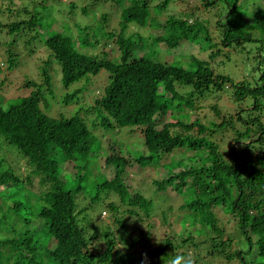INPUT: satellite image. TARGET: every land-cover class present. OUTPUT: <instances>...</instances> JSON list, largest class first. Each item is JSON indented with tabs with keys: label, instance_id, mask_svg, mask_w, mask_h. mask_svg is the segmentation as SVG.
<instances>
[{
	"label": "trees",
	"instance_id": "obj_1",
	"mask_svg": "<svg viewBox=\"0 0 264 264\" xmlns=\"http://www.w3.org/2000/svg\"><path fill=\"white\" fill-rule=\"evenodd\" d=\"M218 1L223 13L194 17L216 0H118L115 17L95 12L87 24L75 21L72 1L0 0V33L13 47L24 36L27 46L38 42L47 53L29 48L38 80L9 78L18 66L11 50L0 76V264H170L176 255L185 264H264V7L248 12L241 6L249 0ZM54 10L71 22L59 25ZM251 42L259 46L250 80L234 82L212 66L224 48L219 68ZM101 72L108 80L93 106L50 116L43 95L54 91L56 77L68 90ZM83 90L66 92L63 106ZM8 91L19 96L5 98ZM223 93L233 112L214 105L215 122L195 115L201 98ZM96 127L128 129L141 141V155L113 138L102 148ZM231 135L225 157L220 142ZM133 164L153 166L162 176L150 179L157 191L170 187L182 197L180 230L172 236L154 234L171 227L172 207L161 209L127 185Z\"/></svg>",
	"mask_w": 264,
	"mask_h": 264
},
{
	"label": "rangeland",
	"instance_id": "obj_2",
	"mask_svg": "<svg viewBox=\"0 0 264 264\" xmlns=\"http://www.w3.org/2000/svg\"><path fill=\"white\" fill-rule=\"evenodd\" d=\"M58 1L59 0H56V2ZM62 1L65 3H68L71 1L74 2L75 7H76L75 21L77 22L81 21L83 23L86 22L87 24L89 23L92 24L95 21L94 20L96 17L95 12H100V13L105 12V13H108L109 16L115 17L117 12L121 10V6H119L118 0H106L104 2L94 1V0H62ZM56 2H50V4L51 3L54 4L55 9H58L59 6H57ZM200 2L201 0H185V3L190 6H195ZM83 5H85L84 7H86L85 8L86 14L84 16L81 13H79L80 11L79 7ZM179 5H181V7H179L180 9L185 8L184 3L179 4ZM213 7L214 8H212L210 12L195 9L193 16L198 17L200 14L201 16H203L204 15L203 13H205L206 15H211L215 17L216 15H220L221 13H223L226 9L225 4L218 0H216ZM241 7H242V10L249 12L251 9L254 10L258 7H264V2L262 0H249L248 3H244ZM54 14L59 19V22H58L59 25L63 24L62 21H65V22L70 21L68 18H64L63 16H60L61 14H58L57 12H55V10H54ZM7 35L8 34L0 33V76L7 74V65L5 61L7 57V51L11 50L17 55L18 66L13 70L12 74L9 75V78L11 79L15 78V82H16L17 77L15 76L18 75L19 77H22L23 75H26V78L28 79L32 78V79L38 80L39 77L36 78V75L38 76V71L36 68V61L34 60L33 57H31L32 55L31 51H30V55H28V51L31 46L26 45V38L23 36V38H20L19 40H17L15 46L13 47L15 41H13V38H10ZM21 36L22 35L19 33V37ZM150 39L151 38H149V41ZM37 43L38 42L32 43L31 44L32 47L37 45ZM76 46L81 50V52H84V53L88 52V48L87 47L82 48L80 46V42H77ZM258 46H259L258 43H254V42L245 44L242 52L239 53L235 51V58H233V55H232L233 59L230 60L231 62L229 64L223 66V68H219L218 64L220 60L224 57L223 54L228 52V49L224 48L223 50H221L222 55L213 60L212 66L214 67L218 66L217 68L218 71L224 75H229L233 79L234 82H237L243 79L250 80L251 78H253V75H254L253 73H251V70H252V67L256 65V61L254 57L258 53L257 51ZM32 47L30 48V50L33 49L35 52L36 47L35 48H32ZM111 47H112V43L109 44L107 49ZM196 50L197 49L195 47H189V49H187V51L191 52L192 54H196ZM184 52L186 51L184 50ZM37 53H38V56L40 57H43V58L47 57V53L44 51V49L41 46L38 47ZM199 57L202 59H207L206 54H200ZM107 80H108V74H106L105 72H101L96 77H90L89 79L82 80L81 82L74 84L73 86H70L68 90H65L63 89V87L58 88L57 85H59V80H58V77H56L53 81L54 91H51L50 93H45L43 95V98L47 99V100H44V103L47 101L48 106H51L52 112L50 116H53L55 114L54 116L63 115L64 117H69L73 115V113H75V110L79 109L81 105H83L82 106L83 108H87V106H93L94 100L99 97L97 89H101L103 85H106ZM9 81L11 82V80ZM80 85H83V88L85 90H83L81 94L79 93L77 97L78 101L77 99H74L75 103H72L71 105L67 107L63 106V104L61 103V99L63 95L66 92L71 91L73 88H79ZM225 94L226 93H223L222 97L221 98L219 97L220 99L219 98L217 99L216 97L201 98V103H200L201 107L198 110H196L195 115H198L200 118L203 117L204 120H206V122H215L216 116H214V112L212 110V107L214 105H216L219 109H221L222 113L225 111L233 112L234 104H232L231 100H229L227 96L228 93L226 95ZM15 96L16 97L19 96V91L18 93L8 91L5 98H14ZM246 102H248V98L245 99L243 103H246ZM262 113H263V119H264V109ZM81 114L85 116L84 112H81ZM93 117H94L93 115L88 117L87 118L88 122L90 121V119H93ZM98 128L101 129V127H96L94 129V132L97 134L102 148H107V145H108L107 143H111L110 138H113L117 142L122 143L120 146L123 148H128V151H131V153H134L136 151L137 157L141 155L140 154L141 151H138V149L141 150L140 148L141 141L138 139V137L135 134L133 135L129 134L127 132L128 129H122L119 131L115 129L112 133V131L104 132V131L99 130ZM226 137L228 138L220 142L221 149L226 148L225 153H223L225 154V157H227V154H228V145L230 143L232 135L226 136ZM114 146L117 147L116 144ZM173 154L174 153H172L169 156V158H166L165 162L163 163L167 164V162L174 160ZM124 156H128V153L126 152ZM100 164H101V167L103 168L104 159H101ZM20 165L23 166L22 163ZM137 165L138 164H135V165L133 164L132 166L127 167L125 181L127 185H129L134 192L141 193L147 198H153L155 200V204L160 205L161 209L166 210L168 206L172 207L171 212L170 213L167 212L169 216L168 221L169 223L172 224L171 227L170 228L164 227L162 228L161 231L154 232V234H157L160 237L167 236V235L172 236L173 232H178L180 230L179 223L182 220L181 218L182 212L179 210V206L182 204V197H180L170 187L167 188L165 193L158 192L157 187L154 184H152L150 179L158 180L162 176L160 174H157L153 170L152 168L153 166L141 168L140 170ZM147 165H151V164H147ZM161 171H164V170H161ZM109 175H110L109 178H112L114 176L111 173H109ZM159 195L167 197L169 199L167 198L161 199L159 198ZM104 215L101 214L102 217L107 219L108 214L105 212ZM157 219L158 217L157 218L153 217V220L156 221L155 222L156 224L159 222ZM156 239L157 238H154V237L152 238V240H156ZM201 239H203V237H201ZM190 248L186 247L187 250H191ZM202 257H206V255L203 254ZM204 260L206 261L207 258ZM198 264H203V262H198ZM219 264H221V262H219Z\"/></svg>",
	"mask_w": 264,
	"mask_h": 264
},
{
	"label": "clouds",
	"instance_id": "obj_3",
	"mask_svg": "<svg viewBox=\"0 0 264 264\" xmlns=\"http://www.w3.org/2000/svg\"><path fill=\"white\" fill-rule=\"evenodd\" d=\"M170 264H185V257L176 255L171 258Z\"/></svg>",
	"mask_w": 264,
	"mask_h": 264
}]
</instances>
